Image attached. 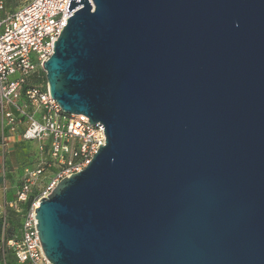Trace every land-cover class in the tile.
I'll return each mask as SVG.
<instances>
[{
    "label": "water",
    "instance_id": "obj_1",
    "mask_svg": "<svg viewBox=\"0 0 264 264\" xmlns=\"http://www.w3.org/2000/svg\"><path fill=\"white\" fill-rule=\"evenodd\" d=\"M66 9L46 85L63 112L101 123L105 144L39 199L45 256L264 264V0Z\"/></svg>",
    "mask_w": 264,
    "mask_h": 264
},
{
    "label": "built area",
    "instance_id": "obj_2",
    "mask_svg": "<svg viewBox=\"0 0 264 264\" xmlns=\"http://www.w3.org/2000/svg\"><path fill=\"white\" fill-rule=\"evenodd\" d=\"M68 1L24 0L0 16V145L8 143L6 131L13 134L21 128V138L35 141L39 152L36 165L25 169L8 205L20 212L18 204L26 202L38 177L53 169L47 179L37 182L41 184L37 196L21 211L18 234L0 247L1 264H52L41 247L35 208L61 179L86 167L99 144H105L101 123H89L82 113L63 112L41 82L43 61L53 53V42L79 7L68 12ZM3 9L4 0H0V11Z\"/></svg>",
    "mask_w": 264,
    "mask_h": 264
},
{
    "label": "rangeland",
    "instance_id": "obj_3",
    "mask_svg": "<svg viewBox=\"0 0 264 264\" xmlns=\"http://www.w3.org/2000/svg\"><path fill=\"white\" fill-rule=\"evenodd\" d=\"M23 2L24 0H4V9L0 11V16H4L6 13L15 10ZM41 82L46 83V79L43 73L41 77ZM0 132H1V125H0ZM9 142H10L9 147L2 151V156L4 158L2 162H0V171L2 174L5 175L6 184L10 185L11 189L15 191L22 182L25 169L33 168L36 165L37 159L39 157V152H38V145L36 144L35 141L23 140L19 135H18V140L16 141L10 140ZM52 171L53 169H47L42 175L38 177L36 181V185H34V188H36L37 191H38V185H41L38 184L37 182L47 179L52 174ZM2 194L5 195L6 193L0 190V201L2 198ZM18 205L20 206L21 204ZM5 214L7 216H11L13 220L12 223L8 221L4 222L3 219ZM0 218L2 219V230L0 235V247H1L3 243L5 244L6 237H8L11 233L12 235L15 234L16 231L18 233L19 231L18 222L21 219V213H18L14 207H10L9 205H4L3 203H0ZM8 232H10L9 235Z\"/></svg>",
    "mask_w": 264,
    "mask_h": 264
},
{
    "label": "crops",
    "instance_id": "obj_4",
    "mask_svg": "<svg viewBox=\"0 0 264 264\" xmlns=\"http://www.w3.org/2000/svg\"><path fill=\"white\" fill-rule=\"evenodd\" d=\"M0 125H1V123H0ZM20 133H21V128H18L17 131L15 133H13V134H9L6 131V134H7V137H8L7 138L8 143H7V145L5 147L0 145V162H2V160L4 158L2 156V151L9 147V144H10L9 141L10 140H14V141L18 140V135L20 136ZM0 135H1V132H0ZM0 190H2L4 193H6L5 195L2 194V198H1L0 203H3L4 205H8L9 202L14 200L13 198H15V193H16L17 189L15 191H13L11 189V186L6 184L5 175L2 174L1 171H0ZM13 195H14V197H13Z\"/></svg>",
    "mask_w": 264,
    "mask_h": 264
},
{
    "label": "trees",
    "instance_id": "obj_5",
    "mask_svg": "<svg viewBox=\"0 0 264 264\" xmlns=\"http://www.w3.org/2000/svg\"><path fill=\"white\" fill-rule=\"evenodd\" d=\"M43 75L45 76V73L43 72ZM37 194H38V191H37V189L36 188H34L33 190H32V192L28 195V198H27V200H26V202L25 203H22L19 207H20V209H21V211H23L24 209H26L29 205H30V203H31V201L37 196ZM18 212V213H21V215H22V212ZM4 218H5V221H8V222H13V220H12V218H11V216H7L6 214H5V216H4ZM4 220V219H3ZM4 221V222H5ZM20 222H21V219H20V221L18 222V224L20 225ZM18 224H17V226H18ZM17 226H16V228H17ZM19 228V227H18ZM15 229V228H14ZM1 230H2V219L0 218V235H1ZM9 233L10 232H8V235H9ZM16 234H18L17 233V231H16V233L15 234H13L12 235V233L8 236V237H6L5 238V242H6V240H8V239H10L11 237H13L14 235H16ZM8 255V258H9V262H11L12 261V257H10V253H8L7 254ZM0 264H1V255H0Z\"/></svg>",
    "mask_w": 264,
    "mask_h": 264
}]
</instances>
